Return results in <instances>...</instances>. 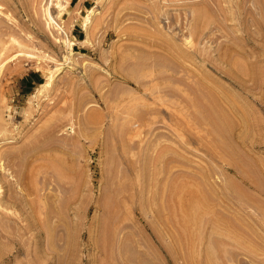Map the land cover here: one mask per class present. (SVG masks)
<instances>
[{
	"label": "rangeland",
	"instance_id": "rangeland-1",
	"mask_svg": "<svg viewBox=\"0 0 264 264\" xmlns=\"http://www.w3.org/2000/svg\"><path fill=\"white\" fill-rule=\"evenodd\" d=\"M0 154L51 264H264V0H0Z\"/></svg>",
	"mask_w": 264,
	"mask_h": 264
},
{
	"label": "bare ground",
	"instance_id": "bare-ground-1",
	"mask_svg": "<svg viewBox=\"0 0 264 264\" xmlns=\"http://www.w3.org/2000/svg\"><path fill=\"white\" fill-rule=\"evenodd\" d=\"M49 19H50V21L52 22V24H54L55 26H57V24L53 21V19H52V17H50L49 16ZM85 40L86 39H83V40H80L81 42H85ZM51 78H52V75L51 76H49L48 77V79L44 82V83H40L39 84V87L40 88H45L48 84H49V82L51 81ZM205 97V96H204ZM206 99V98H205ZM216 118V117H215ZM214 118V119H215ZM213 119V118H212ZM217 121V120H216ZM219 123V122H218ZM242 124V123H241ZM230 126V125H229ZM244 128V127H243ZM221 129H222V127H221ZM26 145V144H25ZM27 145H28V143H27ZM31 146V145H30ZM222 146H224V145H222ZM221 146V147H222ZM28 147V146H27ZM27 147H25V148H27ZM32 148V147H31ZM38 148V147H37ZM30 149V148H29ZM222 149H223V147H222ZM37 150V149H36ZM35 150V151H36ZM10 151V150H9ZM33 151V150H32ZM9 153V152H8ZM22 153V152H21ZM4 154V153H3ZM6 154V153H5ZM1 155V154H0ZM9 155V154H8ZM3 156V155H2ZM2 156H0V157H2ZM15 157V156H14ZM9 158V157H8ZM1 159V158H0ZM14 160V159H13ZM4 161V160H3ZM7 162V161H6ZM6 162H4V163H6ZM8 162H10V161H8ZM16 164V163H15ZM4 166V165H3ZM6 167V166H5ZM17 167V166H16ZM14 168V167H13ZM1 169H2V167H1ZM17 170H18V168H16ZM15 169V170H16ZM23 171V170H22ZM14 173V172H13ZM21 173V172H20ZM19 174V173H18ZM9 175H11V173L9 174ZM14 175V174H13ZM13 175H12V178H14L13 177ZM25 175V174H24ZM19 177V176H18ZM29 177V176H28ZM17 178V177H16ZM15 178V179H16ZM27 178V177H26ZM25 177H24V179H26ZM30 178H32V176L30 177ZM10 179V178H9ZM18 179V178H17ZM2 180V175H0V181ZM6 181V180H5ZM8 181V180H7ZM18 181V180H17ZM16 181V183L18 184V183H20V182H17ZM21 181H23V180H21ZM26 181V180H25ZM174 181V180H173ZM29 182V181H28ZM175 182V181H174ZM8 183V182H7ZM25 183V182H24ZM173 182H171V184H172ZM26 184H28V183H26ZM25 184V185H26ZM13 185H14V182L13 181H9V183H8V186H9V194L8 195H5L4 196V193H3V195L0 197V208L3 210H7L8 212H5V214H1L0 215V217H2V218H6V220H8L9 222H11L12 224H17V225H19V222L18 221H22V222H24V220L26 221V223L25 224H23V225H25L24 227H22L23 229H19L18 228V232H19V230L21 231V230H24V231H34L33 232V234H32V240L33 241H31V243L34 245V247H36V246H38V244H40L39 242H41L42 244H43V242L45 241V239H44V241H42V239H43V237H46L42 232H41V229L42 228H40V226L38 227L37 226V223H36V219H33L32 221H30V216L28 217V211H26V212H22L23 214H17L16 212H15V210H11V209H8L7 207L8 206H18V204L20 205L21 203H23L24 202V200H25V197H26V195L25 196H23L22 194H21V192H18L17 190L16 191H14V189L15 188H13ZM16 185V184H15ZM22 185V184H21ZM19 187H20V185H18ZM170 187H172V186H170ZM7 188V187H6ZM25 188V187H24ZM26 188H27V186H26ZM168 188V187H167ZM0 189H1V185H0ZM27 189H29V188H27ZM26 190V189H25ZM30 190V189H29ZM38 190V189H37ZM166 190V189H165ZM164 190V191H165ZM182 190V189H181ZM21 191H22V189H21ZM199 191V190H198ZM198 191H196L197 193V195H198ZM26 192H27V190H26ZM32 193V192H31ZM166 193V192H165ZM170 193V192H169ZM28 194H29V192H28ZM31 195V194H30ZM195 196V197H197L198 199H200V200H198L197 198V200L196 201H194V203L193 202H191L190 204H191V207H190V205H189V207L191 208V211H192V213H197L199 210H201L202 209V206H201V202L203 203V198L204 197H202L201 195V198H199V196ZM8 196V197H7ZM161 196V195H160ZM170 196V195H169ZM179 196V195H178ZM47 198V197H46ZM176 198V197H175ZM27 199V198H26ZM42 199V198H41ZM41 199H39V203H40V205H44V203H46V201H44L43 202V200H41ZM168 199H170V198H168ZM182 199V198H181ZM202 199V200H201ZM191 200V199H190ZM26 201V200H25ZM33 201V200H32ZM42 201V202H41ZM169 201V200H168ZM201 201V202H200ZM28 202V201H27ZM33 203V202H32ZM38 203V204H39ZM43 203V204H42ZM162 203H163V201H162ZM25 204H26V202H25ZM159 205V204H158ZM183 205V204H182ZM203 205V204H202ZM22 207H24V206H22ZM33 207V206H32ZM156 207V206H155ZM165 207V206H164ZM170 207V206H169ZM10 208V207H9ZM30 208V207H29ZM44 208V207H43ZM193 208V209H192ZM31 209V208H30ZM157 209V208H156ZM165 209V208H164ZM47 210V209H46ZM169 211V210H168ZM167 212V211H166ZM189 212V211H188ZM2 213V212H1ZM7 213V214H6ZM175 213V212H174ZM174 213H170V221H171V219H172V222L173 223H175V220H177V218L180 220V218L181 219H185V218H187L186 216H184V215H182L181 217L179 216V215H176V214H174ZM191 214V213H190ZM12 215H14V216H12ZM34 215V214H33ZM48 215V214H47ZM192 216V215H191ZM36 218V217H35ZM42 218V217H41ZM43 218H45V217H43ZM47 218V217H46ZM190 218V217H189ZM190 219H192V218H190ZM232 219V218H231ZM4 221V220H3ZM182 221V220H181ZM1 222V221H0ZM8 222V223H9ZM189 222V221H188ZM207 222V221H206ZM4 223H5V221H4ZM7 223V224H8ZM10 223V224H11ZM171 223V222H170ZM179 223V222H178ZM186 223V222H185ZM11 224V225H12ZM182 224H183V222H182ZM219 224V223H218ZM46 225V224H45ZM2 226V225H1ZM5 226H7V225H5ZM22 226V224L20 225V227ZM183 226H185L184 224H183ZM187 226V225H186ZM218 227V226H217ZM1 228V227H0ZM186 228V227H185ZM45 229V228H44ZM46 230V232H47V230L48 229H45ZM44 230V231H45ZM43 231V232H44ZM3 232V231H2ZM8 232V231H7ZM50 232V231H49ZM25 233V232H24ZM23 233V234H24ZM4 234V233H3ZM7 234V233H6ZM11 234V233H10ZM18 234H20V233H18ZM17 234V235H18ZM31 234V233H30ZM29 234V235H30ZM11 236V235H10ZM13 236V235H12ZM11 236V237H12ZM187 236H188V234H187ZM3 237V236H2ZM9 237V236H8ZM16 237V236H15ZM21 237V236H20ZM48 237V236H47ZM170 237V236H169ZM29 238V237H28ZM10 239H12V238H10ZM13 239H14V237H13ZM173 239V238H172ZM24 241V240H23ZM27 241V240H26ZM174 241V240H173ZM15 242V241H14ZM50 242V241H49ZM49 242H47V244L49 243ZM174 243H176V241L174 242ZM26 244V243H25ZM37 244V245H36ZM42 244H40L39 245V247L38 248H40V252L39 253H41V259L40 258H38L39 259V261L41 260V262H40V264H51L52 263V258H53V255H52V253L50 252V247H48V249L47 248H45V246H43L42 247ZM171 244V243H170ZM178 244V243H177ZM30 245V244H29ZM18 246H19V244H18ZM29 247V246H28ZM32 247V246H31ZM33 248V247H32ZM51 248H52V246H51ZM47 249V250H46ZM177 249V248H176ZM28 250V249H27ZM36 251H37V249H35ZM52 250V249H51ZM178 250V249H177ZM32 251V250H31ZM31 251H30V253H31ZM27 253V252H26ZM32 253H33V251H32ZM39 253H37L36 254V256L37 255H39ZM28 254V253H27ZM25 255V254H24ZM61 255V254H60ZM40 256V255H39ZM31 257V256H30ZM38 257V256H37ZM57 257H58V255H57ZM60 257H62V256H59L58 258H60ZM177 257V256H176ZM33 258H35V257H33ZM56 258V257H55ZM30 259V258H29ZM61 259V258H60ZM39 261H36V263H38ZM30 262V261H29ZM33 262V261H32ZM35 263V264H36ZM39 264V263H38Z\"/></svg>",
	"mask_w": 264,
	"mask_h": 264
}]
</instances>
